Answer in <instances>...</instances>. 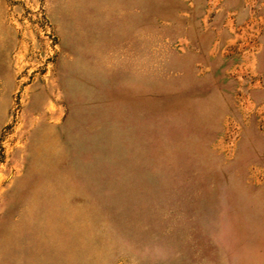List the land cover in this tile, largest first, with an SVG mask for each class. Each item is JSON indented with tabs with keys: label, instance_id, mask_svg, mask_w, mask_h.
<instances>
[{
	"label": "rangeland",
	"instance_id": "obj_1",
	"mask_svg": "<svg viewBox=\"0 0 264 264\" xmlns=\"http://www.w3.org/2000/svg\"><path fill=\"white\" fill-rule=\"evenodd\" d=\"M0 264H264V0H0Z\"/></svg>",
	"mask_w": 264,
	"mask_h": 264
}]
</instances>
